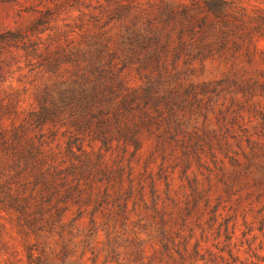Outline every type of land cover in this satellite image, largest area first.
<instances>
[{
  "label": "trees",
  "instance_id": "1",
  "mask_svg": "<svg viewBox=\"0 0 264 264\" xmlns=\"http://www.w3.org/2000/svg\"><path fill=\"white\" fill-rule=\"evenodd\" d=\"M96 1L58 34L63 4L0 35L49 80L23 120L0 124V210L34 236L27 264H235L236 215L217 228L221 254L206 244L223 199L264 195V13ZM48 30L43 48L30 41ZM216 63L222 76L201 79Z\"/></svg>",
  "mask_w": 264,
  "mask_h": 264
},
{
  "label": "rangeland",
  "instance_id": "2",
  "mask_svg": "<svg viewBox=\"0 0 264 264\" xmlns=\"http://www.w3.org/2000/svg\"><path fill=\"white\" fill-rule=\"evenodd\" d=\"M65 1L0 0V35L8 31H25L38 17L40 11L63 4L47 25L50 28L55 27L53 33L55 31L58 34L66 30L65 23L78 22L82 13L93 11L91 7L101 3L96 0H79L76 8L69 9V7L65 8ZM170 1L187 2V0ZM229 1L251 15L264 13V0ZM86 5H91L90 10L85 7ZM48 33L52 31L30 36V41L40 42L39 47L43 48L47 44ZM52 35L58 40L56 35ZM67 38L79 40V36L71 33L67 34ZM256 43L259 51H264V37H256ZM21 47L23 43L19 40L8 44L0 43V124L4 127L23 120L27 112L37 106L36 96L49 84L48 74L38 68L32 69V66H29V58ZM220 68L218 63L210 64L200 78L207 80L219 78L222 76ZM258 69L262 71L264 66L260 68L258 66ZM235 205L237 212H233ZM221 206L225 209L224 219H219L207 238L206 245L212 256L221 254L219 248L223 246L225 240L223 229L221 238H217L219 224L236 215L239 226L233 242L237 244L239 260L235 264H264V195L255 187L249 190L240 189L238 195L223 199ZM34 241L31 233H26L18 226L13 213L0 210V264H27L26 247ZM224 255L226 258L229 257L226 253ZM84 261L86 264H92L91 254H87ZM97 264H104L103 259L100 258Z\"/></svg>",
  "mask_w": 264,
  "mask_h": 264
}]
</instances>
